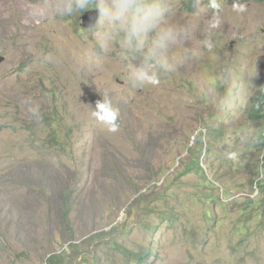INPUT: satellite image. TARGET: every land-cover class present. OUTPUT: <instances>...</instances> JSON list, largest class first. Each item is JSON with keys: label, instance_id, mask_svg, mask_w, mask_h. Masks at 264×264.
Returning <instances> with one entry per match:
<instances>
[{"label": "rangeland", "instance_id": "obj_1", "mask_svg": "<svg viewBox=\"0 0 264 264\" xmlns=\"http://www.w3.org/2000/svg\"><path fill=\"white\" fill-rule=\"evenodd\" d=\"M0 54V264H264V1L0 0Z\"/></svg>", "mask_w": 264, "mask_h": 264}, {"label": "trees", "instance_id": "obj_2", "mask_svg": "<svg viewBox=\"0 0 264 264\" xmlns=\"http://www.w3.org/2000/svg\"><path fill=\"white\" fill-rule=\"evenodd\" d=\"M264 1V0H262ZM248 117L252 122H256L259 124L258 129L255 132V136L253 137L254 146H259L261 148L264 147V81L259 86L257 92L254 94L253 98L250 100L248 109H247ZM200 162H197V166L200 167ZM203 170V168L201 167ZM262 169L264 170V163L262 164ZM259 188L264 189V182L263 180H258L257 183ZM171 210H166L165 218L169 219V221H173L172 214L170 212ZM111 234L113 231L110 232ZM107 242H110L113 249L123 250V254L125 250L130 251V249L126 248L123 243L118 242V237L115 234H112V238L107 240ZM156 252V250L153 247L145 248V250H139L135 251V256L132 257L131 260H135L138 263L137 264H155L154 261H151L150 258L154 254L153 252ZM132 253V251H131ZM52 261H55V256L50 257L49 264H52Z\"/></svg>", "mask_w": 264, "mask_h": 264}, {"label": "water", "instance_id": "obj_3", "mask_svg": "<svg viewBox=\"0 0 264 264\" xmlns=\"http://www.w3.org/2000/svg\"><path fill=\"white\" fill-rule=\"evenodd\" d=\"M100 10L97 8H91L86 10L81 16L82 25L86 28L93 27L100 19ZM5 60L4 55L0 54V64Z\"/></svg>", "mask_w": 264, "mask_h": 264}]
</instances>
